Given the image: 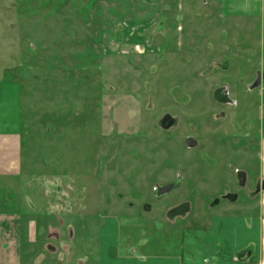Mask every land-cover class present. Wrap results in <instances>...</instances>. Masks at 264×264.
Returning a JSON list of instances; mask_svg holds the SVG:
<instances>
[{
	"label": "rangeland",
	"instance_id": "1",
	"mask_svg": "<svg viewBox=\"0 0 264 264\" xmlns=\"http://www.w3.org/2000/svg\"><path fill=\"white\" fill-rule=\"evenodd\" d=\"M221 1L0 0V261L259 263L264 40Z\"/></svg>",
	"mask_w": 264,
	"mask_h": 264
},
{
	"label": "crops",
	"instance_id": "2",
	"mask_svg": "<svg viewBox=\"0 0 264 264\" xmlns=\"http://www.w3.org/2000/svg\"><path fill=\"white\" fill-rule=\"evenodd\" d=\"M221 7L229 18H244L260 21L261 38L264 40V0H222ZM10 88L0 85V100L2 95ZM20 115V114H19ZM24 131L22 130L21 119H7L0 124V177L7 178L17 176L22 170V150H23ZM2 204V202L0 201ZM5 205L7 201L5 200ZM261 205V223H262V252L258 264H264V198L260 201ZM16 220V219H15ZM12 212H0V228L5 237L10 236L13 227H18L14 223ZM15 225V226H13ZM17 229V228H16ZM18 230V229H17ZM16 230V232H17ZM3 251V249L1 250ZM249 253L244 260L247 263L250 257ZM0 264H12L11 262L0 261Z\"/></svg>",
	"mask_w": 264,
	"mask_h": 264
},
{
	"label": "water",
	"instance_id": "3",
	"mask_svg": "<svg viewBox=\"0 0 264 264\" xmlns=\"http://www.w3.org/2000/svg\"><path fill=\"white\" fill-rule=\"evenodd\" d=\"M263 77L261 75H259L257 80H256V82L252 85L251 89L258 88L261 85V83H262ZM192 144H194V142ZM192 144H189V145H192ZM245 179H246L245 176H242L240 178L242 184L245 183ZM178 188H179V183H177V182L169 184V185H166V186H158V193L160 195H163V194H167V193L173 192V191H175ZM262 189L264 190V183H263ZM244 259L245 258H243L242 260H244Z\"/></svg>",
	"mask_w": 264,
	"mask_h": 264
},
{
	"label": "flooded vegetation",
	"instance_id": "4",
	"mask_svg": "<svg viewBox=\"0 0 264 264\" xmlns=\"http://www.w3.org/2000/svg\"><path fill=\"white\" fill-rule=\"evenodd\" d=\"M193 142H194V144H192ZM188 143H189V144H192V145H189ZM188 143H187V144H188L190 147H194V146L196 145V142H195L194 140H189ZM241 177H242V176H241ZM263 183H264V181L261 182V184H260V186H259L258 188L262 187V186H263ZM248 254H249V253H248L247 251L243 252L242 256H240V259L242 260V259L245 258ZM244 262H245V261H244Z\"/></svg>",
	"mask_w": 264,
	"mask_h": 264
}]
</instances>
